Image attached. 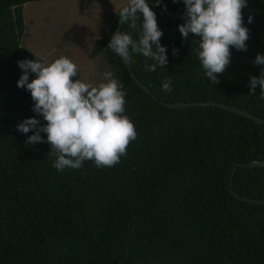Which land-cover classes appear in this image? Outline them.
Returning a JSON list of instances; mask_svg holds the SVG:
<instances>
[{
    "label": "trees",
    "instance_id": "trees-1",
    "mask_svg": "<svg viewBox=\"0 0 264 264\" xmlns=\"http://www.w3.org/2000/svg\"><path fill=\"white\" fill-rule=\"evenodd\" d=\"M40 0H0V264H264V206L236 200H264V168L236 167L264 161V125L215 106L166 108L160 103H217L264 121L260 87L250 95V77L264 66V0H247L242 26L249 29L247 51L230 47V65L205 75L196 54L199 37H181L185 23L156 15L168 63L148 72L154 61L133 54L132 74L155 97L140 90L108 43L119 11L88 57L103 55L122 85L124 115L137 132L127 154L111 168L87 160L80 169L57 171L48 143L26 144L33 133L17 130L35 118L34 101L17 87V62L35 61L20 47L22 5ZM183 15L182 0L156 6ZM249 16L252 23H248ZM121 24L119 32L139 38ZM173 49L176 54L173 55ZM38 60V59H37ZM35 74H29V82ZM171 78L172 92L162 90ZM46 140V134H40Z\"/></svg>",
    "mask_w": 264,
    "mask_h": 264
},
{
    "label": "clouds",
    "instance_id": "clouds-1",
    "mask_svg": "<svg viewBox=\"0 0 264 264\" xmlns=\"http://www.w3.org/2000/svg\"><path fill=\"white\" fill-rule=\"evenodd\" d=\"M183 3L186 9L183 15L187 20L178 26V31L184 39L189 33L200 38L196 54L204 75L217 84L219 80L215 74H223L230 65V47L247 51L249 29L242 26L241 13L247 0H183ZM140 15L143 23L138 39H133L130 33L117 32L107 47L125 63L132 62L133 54L153 60V64L145 63L144 69L154 72L157 66L163 68L168 60L166 48L160 45L163 33L149 4L146 0H128L119 11L118 22L137 29ZM248 23H252L251 16ZM254 63L264 66V55L257 54ZM17 64L23 72L17 87L30 92L34 101L32 111L46 121L41 126L37 119L29 118L17 125L21 133H33L26 144H50L48 154L56 156L52 166L57 171L80 169L87 160L94 161L97 168H111L120 162L130 142L136 140L137 132L132 121L124 115L127 93L111 71L103 74L106 82L94 86L80 79L73 82L77 65L64 56L52 62L25 59ZM30 73L36 77L31 82ZM257 86L260 99L264 100V68L259 77H250V95L255 94ZM161 87L172 92L171 78L163 81ZM41 133L46 134V140Z\"/></svg>",
    "mask_w": 264,
    "mask_h": 264
},
{
    "label": "rangeland",
    "instance_id": "rangeland-1",
    "mask_svg": "<svg viewBox=\"0 0 264 264\" xmlns=\"http://www.w3.org/2000/svg\"><path fill=\"white\" fill-rule=\"evenodd\" d=\"M128 0H40L22 5L23 36L20 47L30 51L43 62L61 56L77 65V76L72 80L94 86L109 71L106 58H89L93 42L101 38L108 21L127 4ZM149 5L158 0H146ZM36 77L34 76L33 79Z\"/></svg>",
    "mask_w": 264,
    "mask_h": 264
},
{
    "label": "water",
    "instance_id": "water-1",
    "mask_svg": "<svg viewBox=\"0 0 264 264\" xmlns=\"http://www.w3.org/2000/svg\"><path fill=\"white\" fill-rule=\"evenodd\" d=\"M156 6H157V4H155V5H149L150 9H152L155 13H157L159 15H164V16L170 18V19H174V20L182 21V22H185L187 20V17L184 16V15L174 14V13H171V12L166 11L164 9V7H158L157 8ZM184 10L186 11L185 5H184ZM121 24L122 23L117 22V24L115 26V30H114L115 33L119 32V27L121 26ZM121 61L123 62L124 66L126 68V71L129 74V77L133 80V82L136 84V86L139 87L142 92H144L145 94L149 95L153 100H155V97L149 92V90L143 84H141L135 78V76L132 74L128 63H125L122 59H121ZM160 104L162 106L166 107V108H185V107L215 106V107H218L220 109H223V110L232 112V113L237 114V115H239L241 117H244L246 119H249V120H252L254 122L261 123V124L264 125V121L263 120H261V119H259L257 117H254V116H252V115H250V114H248V113H246V112H244L242 110H239L237 108L228 107V106H225V105H222V104H217V103H200V102L174 103V104H171V103H160ZM236 167H244V168H254V167L261 168V167H263L264 168V161H249V162L244 163V164H237V165H235L231 169V171L229 172V181L231 180V178L233 176V172H234V170H235ZM228 188H229V192L232 194V196L236 200L241 201V202H245V203H248V204L262 205V206H264V200L249 199V198H244V197H241V196H238V195L234 194L230 190V183L228 184Z\"/></svg>",
    "mask_w": 264,
    "mask_h": 264
}]
</instances>
